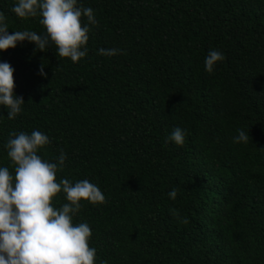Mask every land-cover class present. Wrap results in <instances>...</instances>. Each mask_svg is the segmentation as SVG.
I'll list each match as a JSON object with an SVG mask.
<instances>
[{
  "label": "trees",
  "instance_id": "16d2710c",
  "mask_svg": "<svg viewBox=\"0 0 264 264\" xmlns=\"http://www.w3.org/2000/svg\"><path fill=\"white\" fill-rule=\"evenodd\" d=\"M16 2L0 0L8 31L44 33ZM80 2L98 23L79 61L27 39L0 50L25 101L14 118L0 105V166L15 171L10 134L38 129L50 137L42 157L67 154L58 180L100 187L106 202L75 217L92 228L97 264H264V0ZM210 48L224 53L212 72ZM176 126L183 145L168 139ZM239 128L247 143L233 141Z\"/></svg>",
  "mask_w": 264,
  "mask_h": 264
},
{
  "label": "clouds",
  "instance_id": "9594fccd",
  "mask_svg": "<svg viewBox=\"0 0 264 264\" xmlns=\"http://www.w3.org/2000/svg\"><path fill=\"white\" fill-rule=\"evenodd\" d=\"M12 10L19 17L41 16L44 33L35 30L9 32L6 16L0 11V50L15 47L18 42H35L36 48L47 50L55 45L59 57L73 62L87 54V42L91 25L98 23L91 6H83L80 0H17ZM82 16L87 22L82 23ZM105 56L124 51L119 48L98 49ZM224 53L210 48L204 59L206 71L212 72ZM41 75H47L40 67ZM14 68L0 60V105L8 109V117L14 118L23 111L24 99L14 91ZM234 142L247 143L249 134L237 129ZM169 140L178 145L185 142V130L176 126ZM50 137L38 130L31 133L18 131L10 134L5 147L15 164L14 173L7 166H0V264H97V249L91 246L92 228L87 221L77 222L75 217L84 201L98 204L106 202L100 187L89 179L73 182L67 177L57 179L67 154L61 150L55 160L40 155ZM63 193L65 202L59 207L54 200ZM175 199V188L168 192ZM173 214H177L175 209ZM99 264H108L100 260Z\"/></svg>",
  "mask_w": 264,
  "mask_h": 264
}]
</instances>
